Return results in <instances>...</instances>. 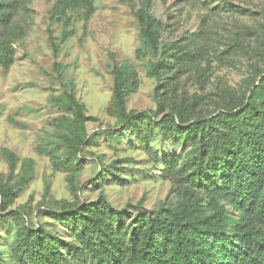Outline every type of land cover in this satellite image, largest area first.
<instances>
[{
  "label": "rangeland",
  "instance_id": "374dc122",
  "mask_svg": "<svg viewBox=\"0 0 264 264\" xmlns=\"http://www.w3.org/2000/svg\"><path fill=\"white\" fill-rule=\"evenodd\" d=\"M57 4L28 0L14 16L26 35L12 45V63L3 67L0 61V191L4 186L15 191L26 180L10 203L4 204L0 195V217L8 218L7 223L0 218L1 264H28L13 255L17 229L11 213L27 227L57 238L51 242L61 261L74 264L65 242L82 251V264H92L82 232L67 213L105 204L106 212L122 215L116 230L127 244L137 212L148 219L160 208L179 206L175 184L162 175L163 161L182 158L185 150L163 140L149 121L143 123L148 137L135 140L130 128L108 115L114 67L126 64L137 74V87L125 97L126 112H152L154 120L183 97L195 100L201 117L209 118L219 103L248 95L264 74V60L254 51L264 48V0H93L88 17L82 8L61 11ZM139 10L161 23L157 52L141 47ZM244 28L255 36L244 38L248 52L235 53L231 46ZM64 32L68 36L61 43ZM194 35L209 47L208 61L199 63L207 71L181 73L176 92L166 93L168 106L160 111L153 96L156 81L148 69L162 57L164 44ZM55 64L60 67L54 69ZM67 94L84 106L86 119L80 127L64 105ZM77 131L84 144L74 156L64 138ZM113 162L115 176L105 175L106 168L113 172ZM220 203L227 218L237 219L232 207ZM111 221L114 227L116 218Z\"/></svg>",
  "mask_w": 264,
  "mask_h": 264
},
{
  "label": "trees",
  "instance_id": "16d2710c",
  "mask_svg": "<svg viewBox=\"0 0 264 264\" xmlns=\"http://www.w3.org/2000/svg\"><path fill=\"white\" fill-rule=\"evenodd\" d=\"M27 1L0 0L3 67L13 61L12 45L26 35L14 23V16ZM57 5L61 11L82 8L87 17L94 12L93 0H58ZM136 18L141 47L157 52L160 21L144 10H139ZM67 36V32L62 34L61 43ZM247 36L254 37L255 31L244 28L238 34L231 46L235 53L249 51L244 39ZM161 48L162 57L148 69V75L156 81L153 96L160 111L168 106L166 93L176 92L179 75L192 69L204 75L207 68H200L199 63L207 62L209 56V47L201 35ZM53 51H57L56 46ZM254 51L264 60V48L258 46ZM59 67L54 65V69ZM112 75L114 86L106 109L108 115L119 118L139 141L148 137L143 123L149 121L163 140L185 151L182 158L171 156L163 161L162 175L175 184L179 206L173 210L160 208L148 219L137 212L136 229L127 244L116 230L122 215L106 212L103 203L85 205L66 214L80 228L92 264H264V74L248 95L236 94L219 103L218 112L209 118L201 117L195 100L183 97L172 102L169 112L158 120H154L156 114L152 112H126L125 97L138 83L130 66L114 67ZM63 100L74 114L77 126H82L86 119L83 104L72 94L65 95ZM64 141L69 153L76 156L84 137L77 131ZM110 167L113 172L106 168L105 175L115 176V162ZM25 183L22 179L15 191L4 186L0 191L4 204L10 203ZM220 202L232 207L237 219L227 218V209ZM10 217L17 229L12 251L17 261L69 264L68 259L61 261L60 252L51 242L57 238L44 230L27 227L16 213ZM0 218L3 223L8 222L5 216ZM64 245L69 248L73 263L82 264V251L70 243Z\"/></svg>",
  "mask_w": 264,
  "mask_h": 264
}]
</instances>
